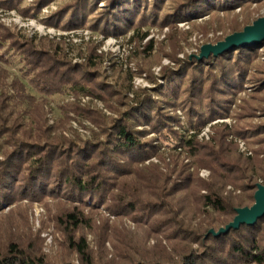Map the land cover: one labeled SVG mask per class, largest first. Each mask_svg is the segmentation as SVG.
Instances as JSON below:
<instances>
[{"label":"trees","instance_id":"16d2710c","mask_svg":"<svg viewBox=\"0 0 264 264\" xmlns=\"http://www.w3.org/2000/svg\"><path fill=\"white\" fill-rule=\"evenodd\" d=\"M24 1L0 0V8L38 17L53 0ZM252 1L261 3L66 0L42 18L58 28L87 27L104 35L134 29L139 41L147 34L144 26H168L169 49L161 43L154 62L167 56L174 65L162 66L163 83L159 82L152 70L154 46L149 39L139 49L138 66L155 86L139 88L132 96L129 75L115 62L113 75L108 74L96 43H89L83 59L74 62L63 41L32 36L0 22V209L24 197L53 196L57 210L52 218L64 235L65 251L59 258L47 257L42 238L31 231L27 213L18 206L0 226V264H264V216L253 225L243 223L216 234L234 220L237 208L255 203L258 183H264V120H255L264 114V65L257 62L264 42L202 58L178 56L181 40L188 36L178 22L208 13L218 20L216 10L221 9L234 33L252 22L246 10L242 19L229 10L236 5L246 8ZM205 23L203 33L210 21ZM13 59L21 63L22 75L40 96L29 93L20 78L10 80L7 65ZM246 82L253 83L255 91L233 112L235 96ZM66 94L75 100L61 104V116L50 124L48 97ZM83 95L101 100L109 113L80 103ZM226 117L235 122L216 124L209 140L198 138L205 124ZM72 119L81 124L89 120L97 129L83 137L71 127ZM237 137L253 154L239 152ZM163 146L169 150V162H164ZM152 156L165 166L146 163ZM201 168L211 171L210 179L199 176ZM228 185L242 193H226ZM87 205L90 212H85ZM102 205L117 217H131L137 228L107 221L95 226L94 209ZM93 230L99 250L87 241L86 233ZM161 235L168 246L149 245L151 237ZM108 239L112 256L105 244Z\"/></svg>","mask_w":264,"mask_h":264},{"label":"rangeland","instance_id":"374dc122","mask_svg":"<svg viewBox=\"0 0 264 264\" xmlns=\"http://www.w3.org/2000/svg\"><path fill=\"white\" fill-rule=\"evenodd\" d=\"M33 0H25L24 3H31ZM66 0H53L48 5L42 8V11L38 17L25 16L16 9H5L0 8V22L4 23L6 26L13 29L19 30L21 32L27 33L32 36H47L55 41H63L66 47V51L69 57L75 61H81L83 59L82 54L87 50L89 43L97 44V52L105 56L103 62L108 74L113 75V68L111 63L115 62L119 68L130 77V83L132 85L129 94L132 96L135 90L139 88H151L155 86V83L148 77V72H141L138 66V63L141 62V57H139L140 50L144 44L149 40H153L154 51L151 56V60H155L156 55L159 53L158 46L163 43L167 44V49H169L168 41V26H158V25H146L142 28L143 32H147L146 36L143 37L141 41L138 40V35L136 30L129 29L127 32L116 35H104L99 31L92 30L87 27H79L71 30H66L58 28L53 25H48L42 21V18L46 17L49 13L56 10L59 4L65 2ZM248 7L244 8L236 5L234 8L229 10V13H240V19L243 18L246 12L249 14V18L253 23L256 19L264 16V0H261V3L258 4L255 1L249 3ZM100 6H103V3H100ZM247 6V5H246ZM246 10V12H245ZM244 12V13H243ZM218 20L213 19L211 14H205L203 16L194 15L191 18H185L184 20L178 22V27L182 30L188 31L187 39L181 40L182 49L178 53V56L184 58L185 56H199L201 49L206 44H215L218 41V38L224 40L226 36L230 33V29L227 27L228 17L226 11L217 9ZM231 16V15H230ZM207 21L208 31L207 33L202 32L203 24ZM251 23V24H252ZM206 24V23H205ZM183 38V37H182ZM218 40V41H217ZM259 46V45H258ZM260 54L257 62L264 65V44L259 47ZM144 61V60H143ZM172 61L167 56H162L161 62H154L152 65V70L159 79V82L163 83V80L160 78V71L163 65L170 64L174 65ZM10 70V80L14 78H20L23 80L27 86V91L31 94L40 96V93L29 83L28 79L22 75L21 72V63L17 59H13L10 65H7ZM256 71V68L252 69ZM255 91L254 84L251 82H246L243 88L237 93L232 104L233 112L237 109L240 102L244 97H248L249 94ZM75 100L73 94L66 95H52L48 97V102L46 104L47 109V118L50 124H54L56 118L61 116L60 105ZM78 101L83 105L91 104L92 106L99 107L105 112L109 113L104 107V104L101 100L95 99L92 96L83 95ZM178 113L181 115L182 120H185L184 115L181 110H178ZM260 113V111H259ZM73 115V113H72ZM262 119L264 120V114L258 115L255 120ZM234 119L231 117L226 118H216L207 124H205L200 132L198 133V138L200 140H209L215 134L214 126L220 123H227L229 126L234 123ZM71 127L81 134L83 137L91 136V128L97 129L89 120H85L83 124L79 123L77 120H71ZM194 132L193 130L189 133ZM67 136H73V132L65 130L63 132ZM237 137V141L239 143ZM242 141H244L242 139ZM245 142V141H244ZM247 149L251 151L252 149L246 145ZM161 151L164 152L166 160L164 162L170 161L169 150L167 146L161 147ZM239 152L244 155L248 154L246 151L240 148L239 143ZM185 157V156H184ZM1 158V157H0ZM187 162L190 161L189 158L185 159ZM158 162L165 166V163L159 160L157 156H152L146 161ZM166 169V167H164ZM194 167H191L193 170ZM211 171L207 168H201L199 170V176L203 179H210ZM262 183V180L259 181ZM227 192H233V194H241V189H235L232 185H228L226 188ZM64 200V199H63ZM18 206H21V211L27 213V222L30 226L32 232L39 234L42 238V252L49 258H59L62 254L65 253L63 249L64 245V235L62 230L58 228L56 222L52 218L54 213L57 210V199L53 196H47L43 200H31L28 197H24L21 200H15L10 204H4L2 209H0V226H4L7 221V216L12 217L15 214ZM91 208L87 205L85 207V212H90ZM97 214L95 215V226L102 224V222L107 221L110 225L116 223L125 224L130 230H135L137 228V223L134 219L129 216L117 217L114 213L110 212L104 207V205L95 208ZM93 210V211H94ZM4 215V216H3ZM94 231V230H93ZM88 231L87 241L90 247L94 250H99L97 235L95 231ZM156 237H151L149 239V245L157 244L161 242L164 245L168 244L166 237L163 235L160 236V239ZM106 248L109 252V256H112L114 253V247L111 241L108 239L105 242ZM168 246V245H167ZM101 248V247H100ZM78 262L77 259H75Z\"/></svg>","mask_w":264,"mask_h":264},{"label":"water","instance_id":"95a60500","mask_svg":"<svg viewBox=\"0 0 264 264\" xmlns=\"http://www.w3.org/2000/svg\"><path fill=\"white\" fill-rule=\"evenodd\" d=\"M264 42V16L256 19L252 24L245 26L241 31L234 32L215 44H206L201 49L199 58L207 57L211 53L219 55L236 47L258 46ZM264 216V184L258 183L255 193V203L252 206L237 208L234 220L221 227L217 235L228 232L231 228H239L241 224L253 225ZM214 232L213 230H211Z\"/></svg>","mask_w":264,"mask_h":264},{"label":"built area","instance_id":"2783aa9c","mask_svg":"<svg viewBox=\"0 0 264 264\" xmlns=\"http://www.w3.org/2000/svg\"><path fill=\"white\" fill-rule=\"evenodd\" d=\"M239 143H240V148H241L242 150L246 151L248 154H251V151L247 149L246 144H245L244 141L239 140Z\"/></svg>","mask_w":264,"mask_h":264}]
</instances>
